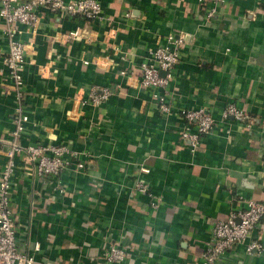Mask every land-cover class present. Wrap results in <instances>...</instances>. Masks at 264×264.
Listing matches in <instances>:
<instances>
[{
  "label": "crops",
  "instance_id": "1",
  "mask_svg": "<svg viewBox=\"0 0 264 264\" xmlns=\"http://www.w3.org/2000/svg\"><path fill=\"white\" fill-rule=\"evenodd\" d=\"M99 1L105 22L43 10L37 28L23 27L30 119L21 143H64L86 165L74 159L46 182L27 153L16 156L19 243L36 264H200L217 219L244 198L264 201V0H228L213 17L211 0ZM78 26L84 38L68 40ZM170 35L182 39L181 58L165 113L142 86L140 64ZM7 49L0 21V87L8 92L0 95V172L16 107ZM104 86L113 89L105 103L77 100ZM229 103L248 121L224 119ZM183 108H205L217 121L195 149L182 136ZM251 240L264 246V218ZM110 244L129 256L105 263ZM217 264H264V249L238 244Z\"/></svg>",
  "mask_w": 264,
  "mask_h": 264
},
{
  "label": "built area",
  "instance_id": "2",
  "mask_svg": "<svg viewBox=\"0 0 264 264\" xmlns=\"http://www.w3.org/2000/svg\"><path fill=\"white\" fill-rule=\"evenodd\" d=\"M227 1L211 0L206 8L207 16L213 17L220 5ZM43 10H49L60 16L83 17L88 21L99 23L108 20L99 0H0V21L3 23V33L8 48L4 56V64L13 81L16 95L14 128L10 137L3 139L6 160L0 172V264H36L37 262L35 256L22 249L19 243L17 217L12 200L16 156L23 152L27 153L30 160L35 163L37 176L46 182L57 179L74 162V159H77L76 165L79 168L86 165L84 161L79 160V153L71 151L64 143L47 145L36 143L26 147L21 143L22 135L26 132V124L30 119L23 91L27 44L21 38V34L25 26L28 30L37 28ZM84 28L78 26L68 32L67 39L84 38ZM179 42H182V39L177 40L170 35L167 44L155 48L147 60L140 64L142 86L153 90L152 96L157 106L165 113L173 110L171 101L173 93L168 90V86L174 78L181 58L177 46ZM121 73L124 74L126 71L122 70ZM4 93H8L7 88L1 86L0 95ZM112 95L111 87H94L77 100L83 105L98 106L109 100ZM178 113L186 122L182 136L190 140L193 149L200 145L204 135L210 134L216 128L215 117L205 108H183ZM223 117L224 119L233 117L240 122H246L249 115L235 103H229L223 111ZM147 187L144 182L138 184V190L141 192H146ZM151 199L152 205L157 207L155 197L151 196ZM242 201L245 204L232 210L229 217L217 219L213 223L211 237L202 252L200 264H217L228 250L238 244H244L249 252L264 249L263 244L251 240L253 231L264 218V201L253 198H244ZM36 248L38 249L39 245ZM128 256L129 249L116 244L108 245L102 252L105 263L124 261Z\"/></svg>",
  "mask_w": 264,
  "mask_h": 264
},
{
  "label": "water",
  "instance_id": "3",
  "mask_svg": "<svg viewBox=\"0 0 264 264\" xmlns=\"http://www.w3.org/2000/svg\"><path fill=\"white\" fill-rule=\"evenodd\" d=\"M162 73H164V72H162Z\"/></svg>",
  "mask_w": 264,
  "mask_h": 264
}]
</instances>
